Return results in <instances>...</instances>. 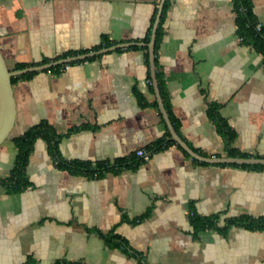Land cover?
I'll list each match as a JSON object with an SVG mask.
<instances>
[{
  "label": "crops",
  "instance_id": "obj_1",
  "mask_svg": "<svg viewBox=\"0 0 264 264\" xmlns=\"http://www.w3.org/2000/svg\"><path fill=\"white\" fill-rule=\"evenodd\" d=\"M160 1L0 0V50L10 70L99 51L105 37L113 46L139 43L13 83L16 121L0 145V264H139L110 247L108 233L127 239L145 264H264V229H223L230 218H264V168L193 157L160 110L144 49ZM252 2L264 23V0ZM156 58L165 109L191 149L206 158L231 157L229 148L263 158L264 56L240 40L232 0H170ZM213 113L235 132L232 143ZM40 121L62 135L66 161L132 166L101 177L73 173L38 139L29 185L10 191L2 181L15 166L13 138ZM159 140L168 146L133 162ZM192 212L217 215L219 228L195 229Z\"/></svg>",
  "mask_w": 264,
  "mask_h": 264
},
{
  "label": "trees",
  "instance_id": "obj_2",
  "mask_svg": "<svg viewBox=\"0 0 264 264\" xmlns=\"http://www.w3.org/2000/svg\"><path fill=\"white\" fill-rule=\"evenodd\" d=\"M234 9L236 12V25H237V34L242 38V42L252 45L257 51L263 54L264 56V23L260 30L257 28L258 22L260 20L257 18L254 11V4L252 0H232ZM170 0H165L164 9L161 16V21L157 29L156 43H155V53L158 50L159 44L164 36V21L166 16V11L169 6ZM158 13V7H156L150 31L147 36L144 38V42L147 44L150 41L153 25ZM115 42L109 40L107 37L104 38V43L101 46H97L95 50H100L102 47H111ZM132 48H137V46H132ZM146 50V62L149 65V50L148 46L144 47ZM83 53H86L84 51ZM75 54V53H74ZM73 53L71 55H74ZM66 56V55H65ZM64 56V57H65ZM157 59V58H156ZM27 65L20 64L17 66L18 69H23ZM61 65L54 66L53 68H59ZM157 66V60H156ZM157 79L159 83V88L161 90V95L163 98L165 95L163 75L160 70L157 69ZM35 72H28L21 76H15L12 78V83L18 79H28L32 77ZM152 83V81L150 80ZM157 105V103H155ZM168 107V106H167ZM213 110V109H212ZM221 130V132L227 138V142L230 144L234 140L236 134L229 128L227 122L221 117L212 114ZM173 120L174 127L178 130V122ZM62 135L58 134L55 128L48 121H40L38 124L29 128L22 135L16 136L13 138L18 153L16 156L15 166L11 171V174L2 181V184L7 186L10 191H19L25 189L29 185V180L26 174L27 165L29 162L30 155L34 149L35 143L38 139L45 140L49 145V151L54 158L57 165L62 168L69 170L77 174H86L89 176L101 177L105 175L106 172H120L122 169L132 166L129 160L117 159L115 161H98L95 163L84 162V161H66L64 160L59 153V140ZM174 143V141H171ZM169 142H164V140H159L153 144L150 151L164 149L168 146ZM228 154L231 157H248L247 154L239 153L234 148H229ZM264 158V156H263ZM135 164L143 162L141 158L133 161ZM244 167L261 169L264 168V165L261 164H244ZM192 221L195 226V229H205V228H219L217 225L219 217H200L192 212ZM232 225H243L251 229H264V218H253L248 216H241L228 219L227 226L223 229H227ZM105 238L108 245L112 248H118L123 250L128 256L137 259L139 264H145L142 262L143 255L138 251L134 250L128 243L127 239L123 238L117 233H108L102 234Z\"/></svg>",
  "mask_w": 264,
  "mask_h": 264
},
{
  "label": "water",
  "instance_id": "obj_3",
  "mask_svg": "<svg viewBox=\"0 0 264 264\" xmlns=\"http://www.w3.org/2000/svg\"><path fill=\"white\" fill-rule=\"evenodd\" d=\"M164 3L165 0H161L159 7H158V13L153 25L151 38L149 43L146 45L149 48V59H150V66L152 71V77H153V84L155 87V91L157 94V99L159 103L160 110L171 130L173 139L180 144L186 151H188L193 157L202 159L207 162H223V163H233V164H261L264 165V158H243V157H225V158H206L202 157L198 153H196L193 149H191L179 136L177 133L173 123L171 122L169 115L165 109L163 99L160 93V88L158 84V79L156 76V53H155V43H156V35H157V29L161 21L162 12L164 9ZM139 43H122L117 44L115 46L101 49L96 52L92 53H86L78 56L68 57V58H62L59 59L53 63H48L44 65L39 66H31V67H25L23 69H16V70H10L5 58L0 50V145H2L7 139L11 137L15 121H16V99L14 95V89H13V83L12 78L15 76H20L28 72H35L40 71L44 69H49L57 65H63L66 63H71L78 60L87 59L90 57H93L97 54H101L110 50H116L119 48H125L132 45H136Z\"/></svg>",
  "mask_w": 264,
  "mask_h": 264
},
{
  "label": "built area",
  "instance_id": "obj_4",
  "mask_svg": "<svg viewBox=\"0 0 264 264\" xmlns=\"http://www.w3.org/2000/svg\"><path fill=\"white\" fill-rule=\"evenodd\" d=\"M262 26H263V23L261 21L258 22V24H257L258 30H260L262 28ZM239 38L242 41V38L241 37H239ZM64 67L65 68H69V64L68 63L64 64ZM136 154L143 161H148L151 158V156H152V152L151 151H148V150H146L144 148L138 149L137 152H136Z\"/></svg>",
  "mask_w": 264,
  "mask_h": 264
}]
</instances>
